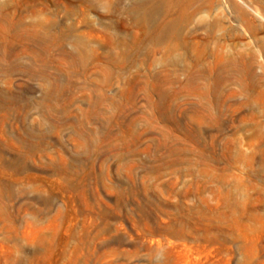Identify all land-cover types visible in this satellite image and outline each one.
Here are the masks:
<instances>
[{"label":"rangeland","instance_id":"rangeland-1","mask_svg":"<svg viewBox=\"0 0 264 264\" xmlns=\"http://www.w3.org/2000/svg\"><path fill=\"white\" fill-rule=\"evenodd\" d=\"M146 1L0 0V264H264V0H195L178 63L123 61L139 31L104 28ZM203 40L249 91L205 108Z\"/></svg>","mask_w":264,"mask_h":264},{"label":"bare ground","instance_id":"bare-ground-1","mask_svg":"<svg viewBox=\"0 0 264 264\" xmlns=\"http://www.w3.org/2000/svg\"><path fill=\"white\" fill-rule=\"evenodd\" d=\"M197 1L199 2V0H197ZM214 2H215V0H214ZM199 3H201V2H199ZM216 3H218V2H216ZM194 4H195V0L194 1L193 0H147L146 2H137V3H134L133 5L131 4L132 8L129 10L130 13H128L129 15H131L133 13L136 14L135 17L131 18L126 14L129 18L127 20L128 22H123L124 20L123 21L121 20L122 23L119 21L120 22L119 25L117 24V22L116 23L115 22L110 23L108 26H105L104 29H106V30L114 29V30H117V31L123 33V32H126L129 29V27L130 28L133 27L134 29L137 30V32L139 31V36L141 35L140 36L141 40L135 42L134 44L130 43L132 45H128L129 43L124 44L123 42H125V41H123L122 43L119 44V46H121L123 48V52H121V59H123V61H125L127 59L129 60V58H135V60H136V58L141 57V56L142 57L144 56L150 60L151 59L153 60L157 55H160V58H162V60H164L165 62H168L169 64L174 65V63L176 62V59L182 56V54H180V52L183 51V52L187 53V51L189 49L188 48L189 46L187 44L180 42L181 41L180 38H182V37L180 36V38H179L180 41H178V37H179V28L181 27L182 24L188 22L190 15L192 14V13H190V11H191V9H193L192 7H194L193 6ZM91 5L92 6H90V5H88V7L86 6L87 9L95 10L94 5H96V4H91ZM204 6H206V5H204ZM226 6L227 7L229 6V8L232 11L233 16L235 15V17H234L235 20L237 22H238V20L241 22L240 26L246 27V29L249 30L250 27L248 28V21L249 20H248L247 13L245 11H243L235 2L229 1V2H227ZM199 8H201V6ZM202 9L203 8H201V10ZM226 9L227 8H225V10ZM144 10L145 11L150 10L152 15H153V18L152 17L147 18V16H144V15L142 16V12ZM82 11L84 12V10H82ZM87 11H89V10H87ZM138 13H139V15L137 16ZM146 13H148V11ZM225 24H226V22H225ZM221 25H222L221 23L215 24L213 26L210 25V26H212V28L210 29L209 32H214L212 34L214 36L215 33H218V31H220V30H216L217 32H215L213 30H215L217 28H221L222 27ZM208 30H209V28H208ZM222 30L225 32L226 36L229 39L232 38V36L235 34L233 32V27H230V26L228 28L224 27V28H222ZM213 36H211V37H213ZM61 37H63V36H61ZM211 37H210V39H211ZM57 40H58V38H57ZM63 41L64 40H62V42ZM111 41H112V39H111ZM209 41H214V40H205V41L203 40V42H201L200 44H199V42L193 44L194 49H195L194 51H195L196 55H195L194 59L192 58L195 67L201 66L200 71L199 72L197 71L199 73V76L198 75L197 76L199 77L198 79L202 80L204 82V85H205V86L203 85V89L205 88L204 89L205 94L203 97V101L206 102L205 108H208L207 106L212 104L210 102H211L212 95H214L213 92H215L217 94H221V93L225 92V90L231 85H234V86L238 85L242 91H246V92L249 91V88L251 87L250 86L251 83L249 82L250 79L247 77H243L241 75L239 63H240L242 55L238 51L236 45L232 44L231 46H228L229 47L228 49L224 45H220V46H217L216 49H212V48H210ZM118 43L116 42L115 44L118 45ZM117 45H115V46H117ZM144 45H146L145 50H143ZM76 48H77V45H76ZM60 49H61V45H60ZM121 51H122V49H121ZM61 53H62V51H61ZM65 57H66V55H65ZM140 60H141V58H140ZM131 61H132V59H131ZM135 63L136 62H134V64ZM176 63H178V62H176ZM119 68H120V66H119ZM170 75L171 74H169V76ZM107 76H108V74H107ZM192 77H194V76H192ZM192 79L194 80V82L196 80L198 81L197 77H194ZM192 79H190L187 82V85L184 88H187V86L193 82ZM175 83H177L176 79H175V75L172 74L170 76V78H168L167 84L172 85ZM180 86H182V85H180ZM155 91H156L157 98H158L157 101H153L152 95L149 94L147 102H148L149 106H151L154 110H158V112H159L161 110V108L164 107L168 97H167V94L165 93V91H163L160 88L155 89ZM231 94H232V96L235 95V93H231ZM129 97L130 96H128V100L131 99Z\"/></svg>","mask_w":264,"mask_h":264}]
</instances>
